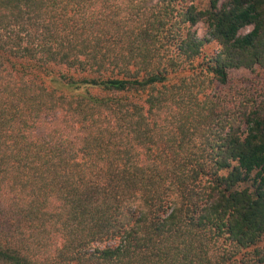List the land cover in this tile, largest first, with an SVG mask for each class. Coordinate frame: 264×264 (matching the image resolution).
Wrapping results in <instances>:
<instances>
[{
  "label": "trees",
  "instance_id": "16d2710c",
  "mask_svg": "<svg viewBox=\"0 0 264 264\" xmlns=\"http://www.w3.org/2000/svg\"><path fill=\"white\" fill-rule=\"evenodd\" d=\"M197 1L0 0V264H235L262 242L264 98L211 88L264 68V0Z\"/></svg>",
  "mask_w": 264,
  "mask_h": 264
},
{
  "label": "rangeland",
  "instance_id": "374dc122",
  "mask_svg": "<svg viewBox=\"0 0 264 264\" xmlns=\"http://www.w3.org/2000/svg\"><path fill=\"white\" fill-rule=\"evenodd\" d=\"M225 1V0H222ZM209 4V0H198L196 5L205 8ZM252 27L244 29L241 33L249 32ZM198 37L206 36L207 28L203 23H199L192 28ZM218 45L214 42L204 47L201 57L194 60L193 65L200 69V64L205 60V56H212L216 53ZM189 69L185 75H189ZM211 92H217L225 99L227 104L245 100L246 98H254L261 100L264 98V68H255L253 70H239L230 73L229 82L226 85L214 83ZM235 264H264V239L256 247L244 251Z\"/></svg>",
  "mask_w": 264,
  "mask_h": 264
}]
</instances>
